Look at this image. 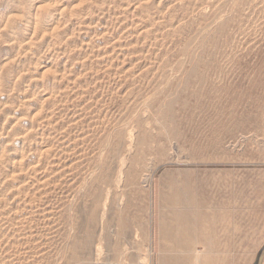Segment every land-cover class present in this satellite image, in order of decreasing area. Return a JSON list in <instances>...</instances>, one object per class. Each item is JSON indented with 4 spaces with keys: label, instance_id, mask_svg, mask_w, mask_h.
Segmentation results:
<instances>
[{
    "label": "rangeland",
    "instance_id": "1",
    "mask_svg": "<svg viewBox=\"0 0 264 264\" xmlns=\"http://www.w3.org/2000/svg\"><path fill=\"white\" fill-rule=\"evenodd\" d=\"M222 168L264 169V0H0V264L147 262Z\"/></svg>",
    "mask_w": 264,
    "mask_h": 264
},
{
    "label": "crops",
    "instance_id": "2",
    "mask_svg": "<svg viewBox=\"0 0 264 264\" xmlns=\"http://www.w3.org/2000/svg\"><path fill=\"white\" fill-rule=\"evenodd\" d=\"M218 170L223 193L200 183L199 191L176 194L175 211L153 217L151 258L126 264H264V169L252 180L235 170L233 186L232 169Z\"/></svg>",
    "mask_w": 264,
    "mask_h": 264
}]
</instances>
